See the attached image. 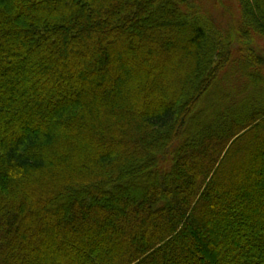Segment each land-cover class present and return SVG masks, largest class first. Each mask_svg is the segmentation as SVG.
Segmentation results:
<instances>
[{
    "label": "trees",
    "instance_id": "1",
    "mask_svg": "<svg viewBox=\"0 0 264 264\" xmlns=\"http://www.w3.org/2000/svg\"><path fill=\"white\" fill-rule=\"evenodd\" d=\"M233 1L0 0V264H264V0Z\"/></svg>",
    "mask_w": 264,
    "mask_h": 264
},
{
    "label": "rangeland",
    "instance_id": "2",
    "mask_svg": "<svg viewBox=\"0 0 264 264\" xmlns=\"http://www.w3.org/2000/svg\"><path fill=\"white\" fill-rule=\"evenodd\" d=\"M206 6V8L215 16V18H218L224 27H228L231 25V27H235V25L239 22V14H238V8L234 4L233 0H202ZM254 48V53L258 55H264V42L258 41L256 45L252 46ZM239 44H234L232 47V54L233 58L235 59H249L254 60V57L251 55V52L244 49H240ZM262 65V64H261ZM264 67V64L262 65ZM97 73H100V70L97 69ZM229 72H239L237 68L233 71ZM42 129H46V125H44ZM21 131H31L29 128H23ZM39 131V130H38Z\"/></svg>",
    "mask_w": 264,
    "mask_h": 264
}]
</instances>
